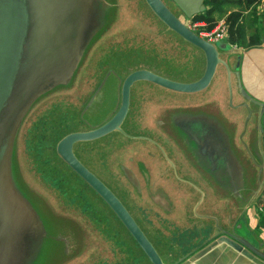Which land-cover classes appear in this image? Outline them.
<instances>
[{"label":"flooded vegetation","instance_id":"af4514ba","mask_svg":"<svg viewBox=\"0 0 264 264\" xmlns=\"http://www.w3.org/2000/svg\"><path fill=\"white\" fill-rule=\"evenodd\" d=\"M188 21L189 26L191 19ZM172 32L187 45L159 43L164 47L167 63L155 61L150 50L153 43L141 44L145 51L131 50L126 61L114 60L116 53L120 57L121 46L113 44L97 69L84 78L80 96L71 102L76 104L80 99L78 107L61 111L62 106L55 102L36 115L34 130L40 131L41 149L35 156L38 167L33 188L22 176L17 181L20 192H25L35 203L25 206L35 211L32 223L36 227L27 232L31 236L26 238L32 239V243L18 249L20 264H74L75 259L87 255L116 258L120 254L111 255L109 244H104L99 235L111 227L115 235L127 233L148 259L106 200L58 152V144L66 135L90 133L107 124L109 129L105 133L75 141L71 147L73 156L118 200L162 261L166 259L160 251L162 245L179 250L181 255L189 254L198 248L202 237L209 238L221 231L214 212L203 208L215 205L213 193L222 184L218 177L223 174L217 171L216 161L227 162L231 158L238 128L224 116L217 100H206L218 72L225 80L230 79L225 65L217 64L209 84L197 92L174 91L149 79H136L128 86L125 114L118 117L123 105L124 82L134 71L146 70L183 83L194 82L203 75L204 52ZM193 32L199 35L196 30ZM222 42L216 43L218 56L224 60ZM137 55L150 60L135 59L139 65L130 66L128 61ZM236 62L231 65L234 69ZM71 88L73 85L68 89ZM55 121L71 124L72 130L53 144L48 140L47 128H52ZM217 142L226 146L227 155L224 150L223 153L218 150ZM48 154L50 157L46 158ZM52 178L62 183H55ZM219 187L228 192L227 186ZM55 196L66 208L60 204L62 209L59 208ZM113 222L121 227V232ZM155 237H166L168 242L161 244Z\"/></svg>","mask_w":264,"mask_h":264},{"label":"water","instance_id":"95a60500","mask_svg":"<svg viewBox=\"0 0 264 264\" xmlns=\"http://www.w3.org/2000/svg\"><path fill=\"white\" fill-rule=\"evenodd\" d=\"M144 1L169 29L204 52L205 70L198 80L188 83L172 81L146 70L130 73L123 86L119 118L127 108L128 86L136 79H149L174 91L197 92L209 84L217 64L222 63L230 70L227 59L221 60L218 56V44L200 37L186 23L204 9V0H172L180 17L163 0ZM116 8V0H0V264H20L18 249L32 243V239L26 238L31 236L27 232L36 227L35 222L32 223L35 211L25 206L26 201L11 175L16 139L23 121L42 97L58 87L68 86L71 79L77 77L74 72L84 55L103 36ZM226 51L233 55L230 48ZM240 55L241 52L237 57L236 74ZM108 129L107 124L90 133L68 134L59 142L58 152L106 200L151 263L164 264L118 200L73 156L71 147L75 141L103 134Z\"/></svg>","mask_w":264,"mask_h":264},{"label":"crops","instance_id":"0c3cea01","mask_svg":"<svg viewBox=\"0 0 264 264\" xmlns=\"http://www.w3.org/2000/svg\"><path fill=\"white\" fill-rule=\"evenodd\" d=\"M259 7L264 10V0ZM221 45L230 81L218 72L206 100H217L224 116L238 128L231 158L227 162L216 161L217 171L223 174L218 177L222 184H216L213 193L215 205H205L203 209L214 212L222 229L209 238L202 237L193 253L177 256L173 261L166 257L170 264H264V225L259 221V210L264 209V42L246 49L227 40ZM240 52L239 71L244 78L241 89L240 72L236 74L231 67ZM216 147L224 150V155L229 153L222 142H217ZM222 185L228 187V192L219 187Z\"/></svg>","mask_w":264,"mask_h":264},{"label":"rangeland","instance_id":"374dc122","mask_svg":"<svg viewBox=\"0 0 264 264\" xmlns=\"http://www.w3.org/2000/svg\"><path fill=\"white\" fill-rule=\"evenodd\" d=\"M163 1L176 15L179 13L177 7L173 2H171V0ZM116 2L117 8L114 18L109 23L107 29L103 33V36H101L97 40L88 54L86 53L84 55L79 68L76 69L77 72L75 71L73 74L77 77L72 78L68 86L58 87L51 93L42 97L37 103L33 105L32 109L23 121L22 127L17 135L15 150L11 162V175L13 177L12 181L17 189V181L21 176L31 188H33V183L35 181V169L38 167L35 156L36 154L39 155L38 150L41 149V143H39L40 131H38V129L37 132L34 130L36 115L39 112H42L49 105H51V103L55 102L58 104L60 103V105L62 106L61 111H65L66 108L72 106L75 108L78 107L80 99L76 104H71V102H74L75 99L80 96L82 87L84 85V78L88 77L93 73L94 70L97 69L100 63L99 61L103 59L106 50H108L110 46L120 43V57L116 53L113 59L115 60L119 58L126 61L128 58H130V54L132 53L130 52L131 50L137 49V51H145V49L140 45L143 43L148 45L150 43H153V47L150 50L153 51L152 54L155 58V61L159 63H167L168 61L164 60L165 57L163 56L164 47H161L159 43L170 44L172 42H175V44L187 45L186 42L177 37L152 13L144 0H116ZM131 44H133L132 47H130ZM141 58L147 59V57L145 56L137 55L130 59L128 61V64L130 66H132V64L137 66L139 65V63L134 60L138 59L139 62H141ZM239 58L241 60L242 56L240 55ZM239 72L240 71L238 69V73ZM239 74L241 87L244 88V78L242 71ZM72 85L73 88L68 89ZM55 112H57V110H55ZM60 114H66V112H60ZM47 129L50 132V138H48V140H51L54 144L62 134L72 130V127L71 124H64L55 121L52 125V128ZM31 136L32 138L30 139ZM45 148L46 147L42 144V149L44 150ZM47 156L48 157L46 158L50 157L49 154ZM52 159L54 160L53 157ZM52 179L56 180L55 183H62L60 179ZM19 193L20 196L26 201V204H35L34 201L30 199L29 195L25 194V192L22 194L19 190ZM77 198H79V196H77ZM55 199H57L56 196ZM59 204L60 202H58V206L60 209H62L61 206L63 208H66L65 206L61 204L60 206ZM113 223L118 226L116 227L118 229V232H121V227L116 222ZM112 228L113 227L107 229L104 234H99V231L97 230V234L101 236L104 244H109L108 251H111V255H113V252H118L117 254H120V256L113 259H98V257L94 255H87L86 257H84V259H75L74 264H151L150 261L145 257L143 252L140 250V248L136 246L134 241L127 233L122 230L123 233L121 232L119 235H115L114 229ZM166 239V237L165 239L163 237H155V240L157 242H160L161 244L165 241L168 242V239ZM162 247L163 249L160 247V251L165 257H170L171 261L175 260V258L177 259V256L181 255L179 250H172L163 245ZM163 261L166 264H170L166 259H164Z\"/></svg>","mask_w":264,"mask_h":264},{"label":"trees","instance_id":"16d2710c","mask_svg":"<svg viewBox=\"0 0 264 264\" xmlns=\"http://www.w3.org/2000/svg\"><path fill=\"white\" fill-rule=\"evenodd\" d=\"M261 0H204V9L191 18L202 23L198 30H212L221 19L226 23V40L241 48L262 44L264 36V10ZM264 225V209L259 210Z\"/></svg>","mask_w":264,"mask_h":264},{"label":"built area","instance_id":"2783aa9c","mask_svg":"<svg viewBox=\"0 0 264 264\" xmlns=\"http://www.w3.org/2000/svg\"><path fill=\"white\" fill-rule=\"evenodd\" d=\"M202 25V23L198 22H191L189 27L193 30H196L200 37L204 38L210 42H217V41H225L226 40V23L224 19H221L217 22L214 29L208 30H198V27Z\"/></svg>","mask_w":264,"mask_h":264}]
</instances>
